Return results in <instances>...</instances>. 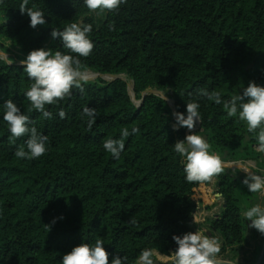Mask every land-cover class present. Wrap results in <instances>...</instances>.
<instances>
[{
	"label": "trees",
	"instance_id": "obj_1",
	"mask_svg": "<svg viewBox=\"0 0 264 264\" xmlns=\"http://www.w3.org/2000/svg\"><path fill=\"white\" fill-rule=\"evenodd\" d=\"M21 2L0 0V38L18 48L20 60L40 47L66 52L52 39V29L91 24L94 48L79 58L83 71L127 75L140 103L133 101L127 81L100 78L85 84L83 93L74 88L46 106L53 113L46 120L29 112L24 93L31 81L23 66L0 57V106L12 99L30 116V126L48 137L42 157L18 160L14 153L26 148L28 137L13 141L0 118V264H60L74 246L97 239L105 242L109 264L116 255L136 264L144 248L172 256L173 236L197 231L194 214L210 198V182L185 181L173 146L187 128L174 127L168 101L143 92L171 91L177 112L199 102L202 135L223 161L260 158L246 124L197 93L220 92L224 101L250 81L264 85V0H126L102 16L83 0H29V8L45 14L46 23L36 28L20 12ZM85 106L99 113L91 131ZM134 127L139 131L125 140L120 159L103 150V141ZM227 169L215 176L224 204L204 225L220 241L217 257L232 260L249 243L243 213L259 197L249 196L244 207L238 191L243 180ZM261 253L259 244L248 264H257Z\"/></svg>",
	"mask_w": 264,
	"mask_h": 264
},
{
	"label": "clouds",
	"instance_id": "obj_2",
	"mask_svg": "<svg viewBox=\"0 0 264 264\" xmlns=\"http://www.w3.org/2000/svg\"><path fill=\"white\" fill-rule=\"evenodd\" d=\"M126 0H83L84 6L97 15L112 12L125 4ZM29 0H22L19 10L27 14L29 25L36 28L37 25L46 23L45 14L39 9L29 8ZM115 26L110 25V30ZM93 26L73 22L64 28H53L50 35L53 40L60 41L61 47L66 52L51 48H35L20 61L23 71L31 81L24 95L30 103L29 112L33 110L40 113L46 120L53 119V113L47 110L48 105H54L70 96L72 90L79 89L84 92V85L89 82L90 76L86 74L81 65L80 57H88L93 51L94 43L91 39ZM163 99L167 102L164 94ZM197 96L214 101L223 106L229 118H237L246 124L247 131L254 135L257 146L264 152V85L250 81L243 92L233 94L230 99L222 101L220 92H210L201 88ZM200 103L197 101L186 103L185 112L174 113L176 124L174 127H186L189 130L195 128L197 122H201ZM2 120L13 141L27 136L26 148L19 147L14 155L18 160H35L42 157L47 151L48 137L38 131L30 116L22 112L12 99L4 101L0 106ZM61 119L65 112L60 110ZM99 113L95 108L85 106L83 116L87 117L86 125L89 131L96 123ZM138 128H124L119 138H110L103 141V150L113 159H120L125 150V140L137 133ZM173 151L180 157L183 165L184 179L188 183L210 182L213 177L224 172L226 165L221 157L211 151L208 140L199 134L192 132L184 139L174 143ZM239 170L246 173L242 183L246 185L248 192L256 194L259 199L248 207L244 213V219L249 228H254L264 234V170L253 171L244 166H238ZM135 223V221H133ZM173 240L177 247L172 255L171 264H216V257L221 251L220 241L216 237H209L200 231L174 235ZM102 239L95 240L94 244L81 243L74 246L71 251L63 254L60 264H109V253L105 250ZM154 251L144 248L136 258V264H155ZM111 264H128V257L123 255L113 256Z\"/></svg>",
	"mask_w": 264,
	"mask_h": 264
},
{
	"label": "rangeland",
	"instance_id": "obj_3",
	"mask_svg": "<svg viewBox=\"0 0 264 264\" xmlns=\"http://www.w3.org/2000/svg\"><path fill=\"white\" fill-rule=\"evenodd\" d=\"M1 21H2V18L0 16V22ZM18 53H19L18 48H16L10 41L6 40L5 38H0V57L4 61H6L7 63H10V64L11 63H15V62L16 63L20 62L21 60L17 57ZM84 72L90 76L89 81H96V80H99L100 78L105 80V81H111V79H112L107 74H105L103 76H100L98 72H95L93 70H85ZM88 72L93 73L95 76L89 74ZM123 75L125 76V74H123ZM125 78H126V80H127V82L129 84H132V80L127 75L125 76ZM151 90L157 91V95H159L161 97L163 96L162 94L165 93V95L167 97V100H168V103H172L173 96H172V92L171 91H169V90L163 91V90H159L157 88H151ZM130 94H131V97H132V99L134 101L140 102V100L137 99L136 94L134 92H132L131 90H130ZM174 118H175V115H174ZM175 124H176V121L173 123V125H175ZM175 128H180V127H175ZM192 132H195V134L202 135V130L199 127V122H197V124L195 126V129H193V130L187 129V134H190ZM255 149L260 154L259 155L260 158L259 157H253L252 159L243 160L242 164L245 165L247 168H250L253 171L259 172L260 170H264V152H262L257 145L255 146ZM216 154H218V153H216ZM218 155L222 159V155L221 154H218ZM223 162H225V161H223ZM225 163H228V162H225ZM228 164H229L228 168L229 167L230 168L227 169V170L232 172L231 175H234L236 178H239L241 180H243L242 178H245L246 173L243 172L242 170H239L238 163L229 162ZM210 188H211L210 189L211 190L210 191L211 198H213L215 194H219L218 190L217 191L215 190V189H217L216 180H214V179L212 180V184H211ZM245 190H247V187H246V185H244L241 182L240 185H239V190L238 191L242 192L241 201H242V205L244 207H246L248 205V201H246V199L249 196H252L253 198L256 197L255 194L251 195V193L248 194L247 192H244ZM220 197L222 198L221 195H220ZM211 206L213 207L214 205H211ZM212 207L210 209H212ZM196 210L197 211L194 214V218L193 219H194L195 222H198L197 219L200 217V213L207 212V211L205 209H203L202 206H200V208H197ZM220 210H221V207L217 211L220 212ZM217 211L213 215L217 214L218 213ZM212 212H213V210H212ZM210 215L211 214L209 213L208 216H210ZM253 230H255V232H253ZM256 231H257L256 229L250 228V231L247 233V236L249 238V243L247 244L245 249H243V250H241V251H239L237 253L236 257L231 258L232 260L223 259L220 256H218L216 259L219 262H228V263H233V264H248L249 262H251L253 260V258H254L255 247L258 246L259 244H263V242H264V234H261L259 231H257V232ZM230 253H231L230 256H232L235 252H230ZM167 260H168V262H165V264H169L172 261L171 258L167 259Z\"/></svg>",
	"mask_w": 264,
	"mask_h": 264
},
{
	"label": "crops",
	"instance_id": "obj_4",
	"mask_svg": "<svg viewBox=\"0 0 264 264\" xmlns=\"http://www.w3.org/2000/svg\"><path fill=\"white\" fill-rule=\"evenodd\" d=\"M241 165L246 167L242 163H238V166H241ZM213 179L217 181L216 177H213L212 180ZM212 180L210 181V187L212 184ZM215 190L217 191L218 189H215ZM223 204H224V200L220 197V194H215L213 198H211V196H210V198L205 203H203V205H201L203 207V209H205L207 212L200 213V217L197 219L198 222H195L193 219V222L198 224V227H197L198 231H201L206 236L211 237L212 232L210 231L209 227L204 225V222L208 217H211L214 213H216V211L219 210V208L222 207ZM211 205H214V206L212 207ZM211 207H212V209H210ZM198 208H200V207H198ZM212 210H213V212H212ZM196 211H195V213H196ZM209 213L211 214L210 216H208ZM154 253H155V255H154L155 264H163V263L165 264V262H168L167 259H170V258L172 259V256L162 255V254H159L157 252H154Z\"/></svg>",
	"mask_w": 264,
	"mask_h": 264
},
{
	"label": "water",
	"instance_id": "obj_5",
	"mask_svg": "<svg viewBox=\"0 0 264 264\" xmlns=\"http://www.w3.org/2000/svg\"><path fill=\"white\" fill-rule=\"evenodd\" d=\"M99 75H100V76H103V75H105V74H101V73H99ZM107 75H109V76L112 78L111 80H115V79H123V80L127 81L126 78H125V76H124L123 74H107ZM128 88H129V90H131L132 92L135 93V83H134L133 80H132V84H129V83H128ZM148 94H156V95H157V91H155V90H151V89H148V90H146V91L143 92V97H145V96L148 95ZM162 98H163V96H162ZM133 101H134V100H133ZM142 101H143V100H142ZM142 101H141V102H142ZM167 101H168V100H167ZM134 102H135L136 104H139V103H140V102H136V101H134ZM169 104H170V106H171V108H172L173 113H176L177 110H176V106H175V101L172 100V103H169ZM199 127H201V122H199ZM224 164L226 165V167L229 166L228 163H225V162H224ZM263 257H264V242H263V244H262V253H261V256H260L259 261L257 262V264H260V262L262 261ZM221 263H224V264H233V263H228V262H221Z\"/></svg>",
	"mask_w": 264,
	"mask_h": 264
},
{
	"label": "built area",
	"instance_id": "obj_6",
	"mask_svg": "<svg viewBox=\"0 0 264 264\" xmlns=\"http://www.w3.org/2000/svg\"><path fill=\"white\" fill-rule=\"evenodd\" d=\"M226 162V161H225ZM232 162H235V163H242L243 160H240V161H232ZM229 163V162H228ZM228 167V166H227ZM235 170V169H234ZM219 193V192H218Z\"/></svg>",
	"mask_w": 264,
	"mask_h": 264
}]
</instances>
